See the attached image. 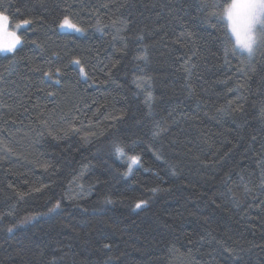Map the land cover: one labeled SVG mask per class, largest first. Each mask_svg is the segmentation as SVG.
Masks as SVG:
<instances>
[{
  "label": "trees",
  "instance_id": "trees-1",
  "mask_svg": "<svg viewBox=\"0 0 264 264\" xmlns=\"http://www.w3.org/2000/svg\"><path fill=\"white\" fill-rule=\"evenodd\" d=\"M228 3L0 0L33 21L0 53V264H264V45Z\"/></svg>",
  "mask_w": 264,
  "mask_h": 264
},
{
  "label": "snow or ice",
  "instance_id": "snow-or-ice-1",
  "mask_svg": "<svg viewBox=\"0 0 264 264\" xmlns=\"http://www.w3.org/2000/svg\"><path fill=\"white\" fill-rule=\"evenodd\" d=\"M216 7L220 8L221 11L213 13V15L226 18L237 46L246 50L251 55L255 48L264 45V0H231V3H228L226 6L224 4H217ZM32 23L31 19H24L15 23V28L20 29L23 25H30ZM9 24L10 16L0 11V51H14L16 46L21 43V37L15 31L9 30ZM59 26L61 28L74 29L77 32L83 31L68 16L64 17ZM233 50H235V46ZM75 63L79 64L80 61L77 60ZM80 70L83 72V68ZM45 75L51 76L52 74L45 73ZM115 152L120 156L124 155V150L119 145L115 146ZM129 159L132 165L139 163V157L137 156L129 157ZM130 172L131 166L129 167ZM141 203H137L135 206L140 208ZM59 206V203L55 205L56 208H59Z\"/></svg>",
  "mask_w": 264,
  "mask_h": 264
},
{
  "label": "rangeland",
  "instance_id": "rangeland-1",
  "mask_svg": "<svg viewBox=\"0 0 264 264\" xmlns=\"http://www.w3.org/2000/svg\"><path fill=\"white\" fill-rule=\"evenodd\" d=\"M70 19V18H69ZM71 20V19H70ZM72 21V20H71ZM73 22V21H72ZM62 23V22H61ZM74 23V22H73ZM61 28V27H60ZM61 29H63V28H61ZM9 30L10 31H15L16 33H17V35L19 36V29H16L15 28V24L13 25V26H11L10 24H9ZM64 30V29H63ZM229 30H230V28H229ZM230 32H231V30H230ZM232 34V33H231ZM233 36V35H232ZM233 39H234V42H235V45H236V41H235V37L233 36ZM236 47L240 50V51H242V52H244V53H246V54H248V52L246 51V50H243V49H241L239 46H237L236 45ZM254 51H255V49H254ZM254 51H253V53H254ZM4 52H9V51H0V53H4ZM252 55V54H251Z\"/></svg>",
  "mask_w": 264,
  "mask_h": 264
}]
</instances>
